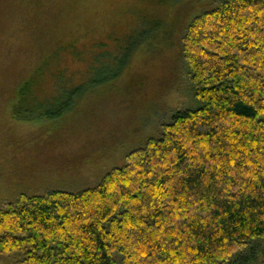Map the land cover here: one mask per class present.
<instances>
[{"label":"trees","instance_id":"16d2710c","mask_svg":"<svg viewBox=\"0 0 264 264\" xmlns=\"http://www.w3.org/2000/svg\"><path fill=\"white\" fill-rule=\"evenodd\" d=\"M213 1L201 12L194 0H154L150 12L186 9L180 56L197 107L142 139L95 187L22 194L0 210V256L13 264L251 262L264 245V0ZM14 10L15 0H0L3 18ZM163 17L140 21L132 51L151 45L154 33L169 41L174 21ZM61 53L8 90L20 120L55 119L56 104L68 114L114 82L127 58L121 49L90 55L76 85L66 69L51 72ZM48 78L53 106L35 92Z\"/></svg>","mask_w":264,"mask_h":264},{"label":"rangeland","instance_id":"374dc122","mask_svg":"<svg viewBox=\"0 0 264 264\" xmlns=\"http://www.w3.org/2000/svg\"><path fill=\"white\" fill-rule=\"evenodd\" d=\"M211 1L194 0L193 5L204 12L212 7ZM153 2L15 0L11 16L3 18L0 13V210L22 194L95 187L111 169L123 165L126 155L143 144L142 139L158 137L160 127L172 116L197 107L180 56L184 28L179 17L186 9H180L182 15L177 10L163 14L174 21L169 41L154 33L151 45L132 51L141 38L133 37L132 31L142 19L166 20L157 12L150 13L156 7ZM8 24L5 37L1 29L6 30ZM71 48L77 57L69 52ZM119 49L127 57L119 76L82 97L68 114L64 115L67 104H56L59 116L55 119L35 114L32 120L17 117L8 92L52 52L62 51L51 72L66 69L78 85L90 55H117ZM37 83L38 100L53 106L51 102L58 100L53 81ZM249 257L251 262L243 264H264V245ZM14 260L0 256V264Z\"/></svg>","mask_w":264,"mask_h":264}]
</instances>
